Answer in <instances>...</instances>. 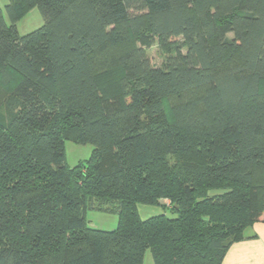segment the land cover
I'll return each mask as SVG.
<instances>
[{
  "label": "trees",
  "instance_id": "trees-1",
  "mask_svg": "<svg viewBox=\"0 0 264 264\" xmlns=\"http://www.w3.org/2000/svg\"><path fill=\"white\" fill-rule=\"evenodd\" d=\"M0 85V264H220L264 213V0H7Z\"/></svg>",
  "mask_w": 264,
  "mask_h": 264
},
{
  "label": "rangeland",
  "instance_id": "rangeland-1",
  "mask_svg": "<svg viewBox=\"0 0 264 264\" xmlns=\"http://www.w3.org/2000/svg\"><path fill=\"white\" fill-rule=\"evenodd\" d=\"M6 2L7 0H0V9L3 11V13ZM42 24L43 18L39 10L37 8H33L21 17L16 27L18 33L24 35L39 28L40 26H42ZM147 54L151 60V63L155 66L161 65L163 60H165L166 58L163 51L159 50L156 46L148 49ZM104 76L110 80H115L116 78L114 74H106ZM11 85L12 84H10V86ZM9 87L7 88L9 89ZM7 88L0 85V102L8 93ZM64 149L66 163L69 167H73L78 162L84 161L90 156L92 146L89 144L78 145L73 142L67 141L64 144ZM137 210L141 219H146L159 214H165L170 218L174 217V214H171L168 207H162L160 205H147L139 203L137 204ZM85 219L89 227L105 231H111L115 229L118 222V218L115 213L99 210H87L85 213ZM142 264H154L149 249H147L144 253Z\"/></svg>",
  "mask_w": 264,
  "mask_h": 264
},
{
  "label": "crops",
  "instance_id": "crops-1",
  "mask_svg": "<svg viewBox=\"0 0 264 264\" xmlns=\"http://www.w3.org/2000/svg\"><path fill=\"white\" fill-rule=\"evenodd\" d=\"M244 236L228 248L220 264H264V213Z\"/></svg>",
  "mask_w": 264,
  "mask_h": 264
}]
</instances>
